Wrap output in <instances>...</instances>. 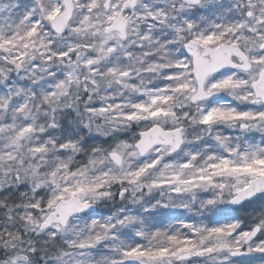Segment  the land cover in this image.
<instances>
[{
	"label": "snow or ice",
	"instance_id": "obj_1",
	"mask_svg": "<svg viewBox=\"0 0 264 264\" xmlns=\"http://www.w3.org/2000/svg\"><path fill=\"white\" fill-rule=\"evenodd\" d=\"M0 264H264V0H0Z\"/></svg>",
	"mask_w": 264,
	"mask_h": 264
},
{
	"label": "rangeland",
	"instance_id": "obj_2",
	"mask_svg": "<svg viewBox=\"0 0 264 264\" xmlns=\"http://www.w3.org/2000/svg\"><path fill=\"white\" fill-rule=\"evenodd\" d=\"M257 141L259 140V135L257 134V137H256Z\"/></svg>",
	"mask_w": 264,
	"mask_h": 264
}]
</instances>
